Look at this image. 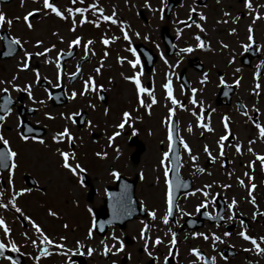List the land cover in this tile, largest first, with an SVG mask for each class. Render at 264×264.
<instances>
[{
  "label": "flooded vegetation",
  "instance_id": "flooded-vegetation-1",
  "mask_svg": "<svg viewBox=\"0 0 264 264\" xmlns=\"http://www.w3.org/2000/svg\"><path fill=\"white\" fill-rule=\"evenodd\" d=\"M29 2H34V0H23L22 6L21 0L19 3L18 0H0V12L5 13L6 19L14 20L15 17L23 16L32 10V7H29L22 12L20 8V6L26 7ZM53 2L60 8L61 1L53 0ZM250 3L252 8L246 9L243 0H164L163 3L161 0H148L149 8L145 7V0H83V2L75 0V3L69 0L66 8L87 9L83 13L85 20L97 21L98 26L90 22L80 24L79 13L61 20L51 13L44 15L41 11L30 17L33 25L31 30L25 27L22 20H14L10 27L8 24L0 27V37H3L0 39V80L6 82L0 84V88L7 87L9 91L5 95L12 100V103L8 105L11 112L0 124V136L9 141L11 150L18 153L15 158L17 167L13 171L11 187H15L16 182H21L23 185L10 190L8 172L0 169V184L3 187L6 186L2 188V191L8 188V192L0 199V203L4 200L7 204L13 192L22 189H28V191L18 197L27 194L31 197L29 192L32 189L33 197L42 203L41 208L44 207L48 196H65L76 199L74 195L77 193L83 199L81 203L77 202L76 208L65 207L64 216L57 217L54 222L44 220V224L35 223L54 243L63 244L64 251L73 250L70 256L58 254L61 249L39 244V234L32 228V223L24 219V216H27L31 220L28 212L22 211L24 207L20 203L15 202L21 209L20 213H17L11 206L3 208L7 212L8 223L5 224L10 232L6 237L3 229H0V240L6 245L14 243L18 248V252L9 253L8 257L15 260L16 264H69V260L71 264H113V262L115 264H202V261H198L189 251L195 248L207 259L208 264H264V255L258 254L249 241L237 235L242 227L240 222L243 221V230L249 236L257 238L258 243L259 237L264 236V215H261L264 214V170L261 169L260 161L256 159L257 155L264 156V138L259 137L255 127L256 123L264 127V18L254 19L257 16L264 17V7H259L264 5V0H250ZM91 4L96 5V10L89 7ZM33 7L42 9L37 8L36 5ZM161 8L163 11H160ZM99 9H102L103 15L106 16H112L114 12L113 18L117 20V23L104 21ZM190 9H195V11L190 14ZM200 14L204 15V20H200ZM35 18H38V21L35 22ZM73 20L76 22L75 29L70 31ZM177 21L184 23H177ZM197 24L203 28V31L196 27ZM121 25L129 36L127 41L123 39ZM249 25L253 28L254 42L245 50L242 45L249 43L247 40ZM231 29H235V32H231ZM178 30L179 36L177 35ZM145 36L148 37L147 40L144 39ZM196 36L200 37L205 47H196L198 43L195 40ZM12 37L26 42L23 44V50L31 53L43 52L45 47L51 48V51L44 56L32 55L29 60V69L19 71L17 65L23 58V50L14 46L16 50L11 56L3 55L7 51L5 45ZM76 37H80V44L69 49V41ZM38 39L43 43L39 47H34ZM102 39H108L109 43L107 45L101 43ZM87 41H92V43L89 44L87 55H85L83 45ZM52 45L55 47L52 48ZM222 45H227V47H222ZM129 47L136 51V57L132 60L138 57L140 61L135 68L130 64L126 65L128 69H133L129 76L137 72L141 73L139 80L142 86L151 90L154 87V92L152 91L154 97L158 95L163 97L164 89L161 91L157 85H163L166 74L171 81V86L173 84L182 91V97L178 100L182 107L172 105L174 114L170 124L168 116L163 122L164 131L167 132L166 124L173 128L174 143L179 144L177 178L179 183L171 184L174 206L172 215L165 224L161 219L166 210L165 194L156 200H148L144 203L138 191L141 174L139 171L131 174L128 177L136 180L134 193L138 205L142 207V212L137 213L133 219L121 226H107L106 230L100 234L94 228V217L95 210L100 207L104 194L98 193L94 186L95 178L91 175L96 163L93 164L89 160L87 165L83 161L84 165H87L84 166L77 158L82 151L80 136L90 134L96 137L99 133L103 135L107 133V122L94 123L91 108L104 106L103 114H105V109L109 111L107 91L110 86H117L114 81L112 82V66L124 65L127 60L126 52L132 55L128 51ZM186 47H191L193 50L180 53L179 50ZM61 51L62 56L69 52L71 55L64 61L60 59L61 77L59 86H57L55 62L57 53ZM112 58L115 64H111ZM118 58L122 59L118 62ZM46 59L50 63L45 64ZM148 59L151 60V64L146 69ZM229 60L232 61L231 64L228 63ZM77 67L80 71L75 78H70V73L75 72ZM96 68H100L99 74L95 72ZM36 72L39 73V81H36ZM204 74H207V81L201 84L199 81ZM14 75L17 79L13 83L17 84L20 89H23L26 84H31L32 99L28 98L27 92L13 90L7 83ZM89 76L93 77L97 86L96 91L80 96L79 92L83 89V82ZM123 77H121L123 82L132 87V101H136L135 86ZM221 78L224 80L223 85L220 84ZM237 78H239L238 86L234 83ZM257 84L259 88H255ZM208 86H211L210 90ZM193 87H198L201 96L198 98V105H193L192 113L198 115L199 110V116L202 117L200 122L209 124L212 129L209 132L199 128L197 140L199 139L200 146L197 149L193 148L189 139V144L193 149L191 154L196 157L195 161L180 144L181 139L185 142L180 128L182 122L190 116L192 104L189 102V92ZM73 91H76L78 95L69 100L68 96ZM52 92H55L53 99L50 96ZM2 94L0 93V97ZM144 95L149 97L147 94H142V99ZM4 96L0 98L1 103H3ZM64 96L66 99L63 102L61 98ZM127 102L128 100L120 104L122 112L128 107ZM201 104L203 112H201ZM156 106L150 108V114H146L153 116ZM129 109L133 110V104ZM76 112L80 115L74 117V122L61 116L62 113L67 116ZM245 112L247 115H244ZM45 113L54 119H48ZM143 113L140 112L139 115ZM132 115L130 114L131 119L125 123L123 129H117L122 136L132 134V131L137 132L133 129L134 125L137 126L136 115L133 117ZM225 116L228 117L227 132H225L222 119ZM121 120L122 114H119V117L115 119V126ZM89 121H91V127ZM93 125L97 129L96 132L92 128ZM64 127L69 129L76 143L74 141L69 143L67 140L57 143L51 139ZM137 127L139 130L137 135L145 131L142 126ZM84 130H88V133L84 134ZM193 134L195 135V132ZM20 135L28 136L30 139L21 141ZM221 135L227 137L223 142V156L219 155L220 148L217 145ZM41 139L44 141L43 144L38 142ZM235 144L241 146L239 153L236 152ZM96 145L99 148L89 149L87 157L96 156L97 152L102 153L104 143L100 142ZM205 145L211 153V158L203 150ZM2 147L0 145V148ZM57 148L74 153L75 157L70 159V163H79L85 171L79 176H74L67 170L70 176L63 177L61 180L69 184L66 186L60 184L58 187L48 189L47 185L54 178L47 172L45 175L37 173L38 168L43 166L47 169V165L39 163L36 169L30 172L24 168L26 165L22 160H25V156L28 155L32 156L34 161L50 158L53 152L57 154ZM166 148L168 151V140ZM249 148L252 149L251 152L248 151ZM100 159L104 160V158ZM138 160L136 162L130 160V162L136 165ZM57 163L61 167L60 158ZM249 164L252 166L249 167ZM170 165L171 161L168 158L166 166H168L169 175ZM198 169H203V171L200 172ZM26 174L30 175V179L26 178ZM249 176L252 177L251 180L248 179ZM26 180L35 184L28 185ZM161 180L163 181L160 185L165 190L164 167H162ZM238 180L244 182L243 187L240 186ZM112 182L114 181L108 184ZM250 184L256 185L252 191L255 206L248 202L251 199L247 191ZM207 185L210 187H206ZM222 185H229V187H222ZM106 186L103 187L104 193ZM153 186L154 184L150 183V187ZM197 189L200 191H196ZM205 192L207 196L203 194ZM96 197L102 198L99 204L95 203ZM233 199L236 200V204L232 213H229L228 204ZM202 202L206 203V207L197 211V206ZM55 205L51 211L57 206ZM149 211L155 212V219L148 216ZM205 212L208 213L207 216ZM253 212L257 213L255 220L252 218ZM230 214H233V219L229 221L227 217ZM0 215L2 218L6 217L4 214L0 213ZM144 225L148 226L145 229V235L149 240L148 250L153 253L154 258L145 253L144 241L140 239V230ZM90 228L92 237L88 239ZM193 232L204 233L209 236V239L205 240L201 236L193 238ZM225 232L229 235L224 236ZM172 233L176 234L175 246L168 243L173 238ZM212 234L219 237L215 244L212 243ZM113 235L123 243L124 248L121 252L115 254L109 252L103 255L101 241L109 248L113 245L119 247V243L112 239ZM61 237L64 239L61 240ZM157 237L160 238L161 243L153 248L151 242ZM32 240H37L36 247L32 245ZM77 241L85 246L79 250L82 254H75ZM39 247L48 248L50 254L41 255L38 251ZM88 247L94 249L91 256L87 254ZM261 247H264V244H261ZM169 248H173L171 255ZM244 249H249V251H244ZM166 256L167 261L164 259ZM0 264H11V260H6L2 256Z\"/></svg>",
  "mask_w": 264,
  "mask_h": 264
},
{
  "label": "snow or ice",
  "instance_id": "snow-or-ice-1",
  "mask_svg": "<svg viewBox=\"0 0 264 264\" xmlns=\"http://www.w3.org/2000/svg\"><path fill=\"white\" fill-rule=\"evenodd\" d=\"M72 2L75 3V0H72ZM81 2H83V0H81ZM163 2H164V0H161V3H163ZM243 3H244V7L246 9H251L252 8V4L250 3V0H243ZM22 5H23V0H21V6ZM89 7L94 9V10H96V5L95 4H91V5H89ZM145 7H149L150 8V6L148 5V0H145ZM259 7H264V5H260ZM41 11H43L44 15H48L49 13H51V14L55 15L56 17H58L61 20H65L68 17H72L76 13H79L80 16H81L80 21H79L80 24H83L85 22H90V23H93L95 26H98L97 21H86L85 20V18L83 16V13L85 11H87V9H84V8H71L70 7V8L64 9V11H61L55 5L53 0H42V9H33V10L28 11L27 13H25L23 16L15 17L14 20H17V21L18 20H22L24 25H25V27L28 28L29 30H31L33 25H32V23L30 21V17H33L34 15H36L37 13H39ZM99 11L101 12V18L104 21H110L113 24L117 23V20H115L113 18L115 16L114 12H113L112 16H106V15H103V10L102 9H99ZM160 11H163V9L161 8ZM194 11H195V9H190V14H191V12H194ZM224 15L227 16L228 13H224ZM199 18H200V20H204L205 19L203 14H200ZM260 18H264V17L257 16L254 19H260ZM161 19H163L162 16H161ZM14 20L13 19H6L5 13L0 12V27H2L4 24H8L9 27H10L12 25V23L14 22ZM224 22L226 23L227 21H224ZM75 23H76L75 20H73V22H72L73 26H72V28L69 29L70 31H74ZM177 23H184V22L183 21H177ZM233 23H235V20H233ZM196 27L200 28V30L203 31V28L199 24H197ZM120 30L123 33V39L126 40V41L129 40V36H128L127 32L124 30L123 25H121V29ZM247 31H248L247 40H248L249 43L245 44V45H242V47L245 50H247V48H249L251 46V44L254 42L253 28L251 27V25H249ZM231 32L234 33L235 29H231ZM53 35H56V33H53ZM138 35L139 34L137 33V36ZM177 35L179 36V30L177 31ZM0 39H3V37H0ZM113 39H115V37H113ZM144 39L147 40L148 37L145 36ZM195 40L198 41V43L196 44L197 48L205 47L204 42L201 41L199 36H196ZM80 42H81L80 37H76L75 39H72V40L69 41L68 48L71 49V48H73V46L79 45ZM24 43H26V42H22L20 38H17V37L10 38L8 40L7 44L5 45V47L7 48V51H5L3 53V55L11 56L13 54V52L16 50V47H18L21 50H23V44ZM42 43H43V41L38 39V40L35 41L34 47H39L40 45H42ZM91 43H92V41H87L86 43H84L83 46L85 48V55H87V49H88L89 44H91ZM101 43L107 45L109 43V41H108V39H102ZM14 46H16V47H14ZM54 47H55V45H52V48H54ZM222 47L226 48L227 45H222ZM192 50L193 49L191 47H186V48H181L179 51H180V53H186V52H191ZM257 50H259V48H257ZM50 51H51V48H49V47H45L43 49V52L37 51L35 53H31V52H29L27 50H23V58L21 59V61L17 65L18 70L19 71H24V70H28L29 69V67H30L29 60H30L32 55L44 56L46 53H48ZM128 51L132 53L133 57H136V51L134 49L129 47ZM68 55H71V52H69ZM105 55H107V53H105ZM61 58H62V51L57 53L56 62H55V66H56V69H57V77H56L57 78V86H59V81H60V77H61V66H60V59ZM121 59L122 58H118V62ZM162 59H163V57H162ZM44 63L48 64V63H50V61L46 59L44 61ZM128 63L130 64L131 67L135 68L140 63V61H139V58L137 57L136 59L129 60ZM165 63H167V61H165ZM177 63H179V61H177ZM228 63L231 64L232 61L229 60ZM79 71H80V68L77 67L75 72L70 73V78H75ZM236 71H239V69H236ZM95 72L97 74H99L100 73V68H96ZM140 75H141V73L137 72V73H134L131 76H124L123 78L125 80H127V81H130L135 86V98H136L137 106L138 107H144L145 109H147V108L151 107V104H155L156 103V99H155L151 89L142 86V84H141V82L139 80V76ZM35 76H36V81H39L40 76H39L38 72L35 73ZM16 79H17V76L14 75L10 81H7V83L9 85H11L13 90H16V91L23 90V91L27 92L28 93V98L32 99L31 84H26V85H24L23 89H20V87L17 84L13 83V81H15ZM254 79H255V74H254ZM206 81H207V74H204V76L201 78L199 83L204 84ZM5 83H6L5 81L0 80V84H5ZM234 83L238 86L239 85V78H237L234 81ZM220 84L221 85L224 84V80L222 78L220 79ZM96 87L97 86L95 85L93 77L89 76L87 78V80H85L83 82V89L79 92V95L80 96H84L88 92H94V91H96ZM162 87H163V89L165 91L166 99L171 101L172 105H174L176 107H182V105H180V102L178 100H176L174 98L173 94H172L171 81H170V79H168L167 74H166L165 82L163 83ZM255 88H259V85L258 84L255 85ZM8 91H9V89L7 87L0 88V93H8ZM191 91H192V93H195L197 91V89L193 88V89H191ZM142 94H147L150 97L151 104H145L144 100L141 98ZM77 95H78V93L76 91H73L68 96V99L72 100ZM189 102L191 104H193V105H195L197 103L194 99H191V98L189 99ZM11 103H12V100L10 99V97L5 95L3 97V103H0V113H3L2 115H0V124H2L5 121V117L8 116L9 113L11 112V108L8 107V105H10ZM40 103H43V101H40ZM93 107H94V105H93ZM104 111H105V114H107L108 110L105 109ZM201 112H203V105L202 104H201ZM173 114H174L173 113V109L169 108L168 109V123L169 124L171 122V118H172ZM45 115L47 116L48 119H54V117H52L51 115H49L47 113H45ZM79 115H80L79 112L72 113V114H69L67 116H64L63 113L61 114V116L64 119H66L68 121H72V122H74V117L75 116H79ZM193 115L196 116V121H197L196 126L198 128H202V129H204L206 131H209V132L212 131V129L209 126V124L200 122L201 119H202L201 116L196 115L195 113H193ZM244 115H247V112H245ZM130 119H131L130 113L128 111H124L122 113V120L116 125V127L119 128V129H123L125 127V123L128 120H130ZM222 119L224 121L225 132H227L228 131V123H227L228 117L225 116ZM89 125L91 126V121H89ZM166 127H167L168 151H165V152L162 153L161 159L159 161V164L162 167H164V184H165V205H166V210H165V214L163 215V217L161 219H162L163 223H165V224L168 223V218H169V216L172 215L173 206H174L173 205L172 185H171V182L169 181L168 166H166V161L169 158V154L173 150L174 132H173V128L171 126H168V124H166ZM255 127L258 130L259 137L264 138V127H262L259 123H256ZM187 131H189V132L192 131L191 125H189ZM133 134H135V133H133ZM118 135H119V132H114L111 136H109L107 138L109 146L111 145V143L113 141V138L115 136H118ZM19 138H20L21 141H28L30 139L28 136H25V135H20ZM51 139L54 142H57V143H59L60 141H64V140H67L69 143H72L74 141V137L72 136V134L70 133V131H69V129L67 127H64L63 130L56 132L51 137ZM226 139H227V137L225 135H221L219 137V140L217 141V145L220 148V153H219L220 156H223V146H224L223 142ZM38 142L41 143V144L44 143V141L42 139L39 140ZM249 143H252V141H249ZM180 144L183 145L184 150L186 152L191 153V149L189 148L188 144L185 143L182 139L180 140ZM0 145L3 146L2 148H0V169H6L7 170L8 178H9L8 179V183H9V187L11 188L13 171L17 167V164L15 162V158L17 157L18 153L16 151L11 150V148L9 147V141L6 140L3 136H0ZM234 147L236 149V152L239 153L240 150H241V146L239 144H235ZM203 150H204L205 153H208L210 158H211V153L209 152V149H208L207 145L204 146ZM248 151L251 152L252 149L249 148ZM56 152H57V154H58V156L60 158L61 167L66 169V170H68L69 172H71L72 175L79 176L80 173H83L85 171V169L83 167H81V165L79 163H76V164L70 163V159H74V157H75L74 153H70L68 151H62L59 148L56 149ZM117 154H118V152H117ZM96 156H98L100 158H104V157L107 156V153L97 152ZM190 158L193 161H195V159H196L195 156H191ZM176 159H178V158H176ZM256 159L260 161L261 169L264 170V156L257 155ZM251 166L252 165L249 164V167H251ZM198 171L202 172L203 169H198ZM111 175L114 178L118 177V173L116 171H112ZM245 175H247V173H245ZM248 179L251 180L252 177L249 176ZM238 183L240 184L241 187L244 186V182L243 181H239L238 180ZM206 187H210V185H207ZM222 187H229V185H222ZM255 187H256L255 184H250L248 186V188H247L248 195H249V197H251V199H249L248 202L253 204L254 206H255V198L252 197V191H253V189H255ZM26 191H28V189H22L20 191H14L12 196H11V199L8 200L7 204L0 203V208H8L9 206H11V208L15 209V211L17 213H20L21 209L16 206L15 199H16V197L22 195ZM196 191H200V190L197 189ZM192 194L194 195L195 193H192ZM203 194L205 196H207L206 192L203 193ZM0 195H3L2 191H0ZM109 195H111V194H109ZM235 204H236V200L235 199H233L228 204L229 213H232V210H233V207L235 206ZM203 207H206V203L205 202H202L201 204H199L197 206V211H199V209L203 208ZM89 211H91V210L89 209ZM49 215L55 216L56 213L54 211L50 210L49 211ZM207 215H208V213L205 212V216H207ZM261 215H264V214H261ZM148 216L153 218V219L156 218L154 211H149L148 212ZM256 216H257V213L253 212V214H252L253 220H255ZM24 219L25 220H29V223H32V228L35 230L36 233L39 234V244L40 245H50V246H53L56 249H61V251L58 253L60 255L70 256L71 254H73V250L64 251L63 250L64 249V245L63 244L54 243L51 239H49V237L46 236L43 233L41 228L38 225H36L35 223H33L29 219V217L24 216ZM227 219L229 221L232 220L233 219V214L228 215ZM240 223H241L242 227H241V230L237 233V235L239 237H241L243 240L249 241L258 254L264 255V247H261V244H264V236L259 237V243H258L257 238L249 236L246 233V231L243 230L244 222L241 221ZM65 227H67V225H65ZM147 227H148L147 225H144V227L141 228V230H140V239L144 241V251H145V253L149 257H153V253L148 250L149 240L146 238V235H145V229ZM0 229H3V233H4V235L6 237L9 235L10 229L6 226L5 221L2 218H0ZM175 235H176L175 233H172V237L173 238L168 241V243L170 245H172V246H175V244H176ZM228 235H229L228 232L224 233V236H228ZM192 236H193V238H195L196 236H201L205 240L209 239V236L205 235L204 233L193 232ZM91 237H92V229L90 228L89 231H88V239H91ZM60 239L63 240L64 237H61ZM112 239L116 240L119 243V247H116L115 245H113L112 248H109L107 245H104L103 241H101V244L103 245V248H102V254L103 255H107L109 252H113V254H115V253L121 252L123 250V248H124L123 243L120 242L119 239L116 236H114V235L112 236ZM217 240H219V237L215 236V234H212V243L215 244V242ZM31 243H32V245L34 247L37 246V240H32ZM160 243H161V240H160L159 237H157L155 240H153L151 242L153 248L156 247V245H158ZM84 247L85 246L83 244H81L79 241H77L76 242L75 254H82V253H80L79 250L81 248H84ZM6 249L8 251H10V252H18V248H17V246L14 243H10V244L6 245V244L0 242V256L3 255V253H4V251ZM113 249H114V251H113ZM38 251L43 256H47V255L50 254L48 248H46V247H39ZM93 251H94V249H92L91 247L87 248V254L89 256L92 255ZM172 251H173V248H169V254L170 255H171ZM189 251H190L191 255L195 256L198 261H202V264H208L207 259L205 257H203L202 254L197 249L192 248ZM244 251H249V249H244ZM222 258L226 259V257H222ZM4 259L11 260V264H16L15 260H12L11 257L4 256ZM36 259H39V257H36ZM164 259H165V261H167L168 257L166 256V257H164ZM212 259L214 260V258H212ZM69 264H71L70 260H69ZM113 264H115V262H113Z\"/></svg>",
  "mask_w": 264,
  "mask_h": 264
},
{
  "label": "rangeland",
  "instance_id": "rangeland-1",
  "mask_svg": "<svg viewBox=\"0 0 264 264\" xmlns=\"http://www.w3.org/2000/svg\"><path fill=\"white\" fill-rule=\"evenodd\" d=\"M61 1V4L59 5L60 8L64 11L66 8V5L68 4L69 0H59ZM19 3V0H18ZM34 5L37 6V8H42V0H34V2H29V5L26 7H21L22 12H24L29 7H32V10L34 9ZM62 6V8H61ZM34 21H38V18H35ZM40 21V20H39ZM36 31V29H35ZM127 60L124 62V65L121 67L119 66H112L111 70V77H113L112 82L114 81L115 87L110 86V89L107 91V95L109 97V103H108V109L107 114H103V107L100 106L99 108H91L92 110V116L94 117L93 121L94 123H99V121L107 122L106 125V134L99 133V136L92 137L88 133V130H84V134H87L84 136L81 134L80 141L82 144V151L79 153L80 156H77V158L81 161V164L84 165L83 161L89 164V160L91 163L95 164L93 167V173L91 175L95 178L94 186L97 188L98 193L100 195L104 194L103 187L108 184V182L113 181L115 178L111 175L112 171H116L118 174L123 173L126 176H130L131 174L136 173L137 171L141 174V180L138 181V191H139V197L144 203H147L148 200H156L165 194V190H163L162 186L160 185L161 180V173H162V166L159 164V161L161 159L162 153L167 151L166 145H167V134H165L166 130L164 131L163 122L167 119L168 116V109L171 108L172 104L171 101L166 99L165 91L163 92V87L158 86L157 88H160L163 97L158 95L155 97L156 104L150 103V98L146 95L143 96V100L145 104H151V107L154 105H157L154 108V115L150 116L149 112L151 111L150 108L145 109L144 107H138L136 101H132V87L130 84H126L122 80V76H129L133 69H128L126 65H129L128 61L132 60L134 58L132 55L126 52ZM166 60V59H165ZM160 64H163L159 62ZM111 64L114 63V59L112 58ZM122 73V75H120ZM172 94L176 100H179L182 97V91L177 86L172 85ZM197 89L195 93H192V91L189 92V97L191 99H194L198 103V98L201 96V92L198 91V87H193ZM192 88V89H193ZM154 87L152 91L154 92ZM211 89V86H208V90ZM207 93V91L205 90ZM156 94V93H155ZM111 100V102H110ZM126 109L125 111H128L130 114H133V116L136 115V125L142 126L145 131L138 133V127L133 126V129L137 132L132 131V138H136L142 145L145 144V148L143 152L140 154L138 163L134 165L130 162L129 157L133 151V147L128 145L129 137H131V133H129L127 136H122L120 133L118 136H115L113 138V141L111 145L109 146L108 143V137L111 136L114 132H119L117 127L115 126V119L119 117V114H122V109L120 107L121 103H124L127 101ZM148 102V103H147ZM196 103V105H198ZM131 104V105H130ZM133 104V110L129 109L130 106ZM141 109V111H140ZM193 104L190 106V116L185 120V122H182L181 126V133L183 138L185 139V142L188 144L189 148L193 150L189 144L190 142L194 149L199 148L200 141L197 140V136L199 137V128L196 126V116L193 115ZM140 112H144L141 116L139 115ZM149 113V114H146ZM199 115V110H198ZM118 119L116 120V122ZM189 125L192 127V131H187ZM91 127V126H90ZM89 127V128H90ZM92 128L94 129V132L97 131L95 126L93 125ZM195 132V135L193 134ZM135 133V134H133ZM167 133V132H166ZM125 134V133H124ZM192 134V135H191ZM98 137V138H97ZM140 138V139H139ZM104 143V146L102 148V153H107V156L104 157V160H101L100 157L91 156L87 157V151L89 149H96L99 148L96 144L98 143ZM76 143V141H74ZM104 151V152H103ZM185 151V150H184ZM118 152V154H117ZM186 152V151H185ZM190 156L193 154L186 152ZM50 158H44L40 160H36L30 157L29 155L26 157L25 160H22L26 166V170L32 172L36 169L39 163L47 165V169H44L43 166L41 168H38L37 173L39 175H45L46 172L48 175L52 176L54 179L51 183H49L47 186L48 189H53L54 186L58 187L60 184L61 186H66L69 183L65 180H61L63 177L70 176V174L67 172L66 169L61 168L57 161H59V156L55 152L50 155ZM85 159H82L84 158ZM22 157L20 156V159ZM73 164V163H72ZM84 165V166H87ZM60 182V183H59ZM113 183V182H112ZM150 183L154 184L153 187H150ZM8 186V185H7ZM23 186L20 183L16 182L15 187H9L10 190L12 188L16 189L17 187ZM2 188H6V186H2L0 184V189L2 191ZM33 191L30 190L31 197L27 194L21 197H16L15 202L20 203L21 206L24 207L22 210L23 212H28L30 215L31 221L33 223H40L44 224V220H48L49 222H54L57 217H63L65 214V207L68 208H76L77 202L81 203L82 197L80 195H77L75 193L76 199H72L69 197H55V196H48L46 199V203L43 208L42 203L40 200L33 197ZM3 195H0V199L5 196V193L8 192V188L5 191H2ZM35 192V191H34ZM37 193V191H36ZM26 197V198H24ZM103 197V196H102ZM102 198H95V203L99 204L101 202ZM2 203H4V200H1ZM57 206H56V205ZM53 205L56 207L54 208V212L56 213L55 216L49 215V211L52 209ZM17 206V205H16ZM42 209V210H41ZM0 213L6 215V217L2 218V215H0V218H2L5 223H8V216L5 209L0 208ZM129 224H133V222H129Z\"/></svg>",
  "mask_w": 264,
  "mask_h": 264
},
{
  "label": "water",
  "instance_id": "water-1",
  "mask_svg": "<svg viewBox=\"0 0 264 264\" xmlns=\"http://www.w3.org/2000/svg\"><path fill=\"white\" fill-rule=\"evenodd\" d=\"M146 61L150 64L149 60ZM137 144V148L132 155L133 159H136L144 148L142 144ZM169 158L171 161L169 181L171 184H174L179 182L177 181L179 168L178 143L173 144V150L170 152ZM134 185L135 179L129 180L120 176L114 186L107 188L108 191L104 203L96 211L95 225L97 230L101 228L103 231L108 224H118L121 226L127 220L133 218L134 214L142 212V207L137 206L134 197ZM6 253L7 250L4 251L3 255Z\"/></svg>",
  "mask_w": 264,
  "mask_h": 264
}]
</instances>
